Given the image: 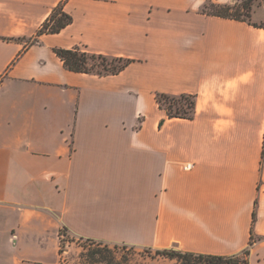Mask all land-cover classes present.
I'll list each match as a JSON object with an SVG mask.
<instances>
[{"label":"crops","instance_id":"1","mask_svg":"<svg viewBox=\"0 0 264 264\" xmlns=\"http://www.w3.org/2000/svg\"><path fill=\"white\" fill-rule=\"evenodd\" d=\"M62 1L0 0V264L59 253L62 229L264 264V27L203 12L237 0H67L36 39ZM76 47L134 61L76 72L55 51Z\"/></svg>","mask_w":264,"mask_h":264},{"label":"trees","instance_id":"2","mask_svg":"<svg viewBox=\"0 0 264 264\" xmlns=\"http://www.w3.org/2000/svg\"><path fill=\"white\" fill-rule=\"evenodd\" d=\"M67 0L62 1L56 5L48 18L40 26L37 36H41L44 33H57L62 31L65 27L73 22V16L65 10V3ZM235 3V4H234ZM237 1L233 3H219L216 1H208L203 7V12L208 15L221 16L226 18H232L237 20H244L252 23L244 16H250L252 4L250 0L245 1L242 5L237 6ZM213 4L218 8L214 10H208V5ZM243 9L246 12H242ZM256 26L264 27V25ZM56 53L64 61L66 67L72 71L94 73L99 75L118 74L125 69L134 60L125 57L110 56L102 53L90 52L87 49L76 47L72 49L56 48ZM157 102L160 107L166 111L168 118L180 117L192 119L196 113V95L194 94H168L157 93ZM164 120L161 121V124ZM256 219V213L254 212V221ZM62 235L64 230L62 229ZM63 238V237H62ZM252 238V243H253ZM61 239V243H62ZM89 241H95L93 239H87ZM61 249V247H60ZM151 249V248H148ZM157 254L160 256L168 257L170 259H176L177 264H225L228 259L238 255L221 256L212 254H203L183 250H172V248L156 249ZM248 252V251H244ZM245 264H249L246 259Z\"/></svg>","mask_w":264,"mask_h":264},{"label":"rangeland","instance_id":"3","mask_svg":"<svg viewBox=\"0 0 264 264\" xmlns=\"http://www.w3.org/2000/svg\"><path fill=\"white\" fill-rule=\"evenodd\" d=\"M248 0H237V6ZM252 9L246 19L258 25H264V0H250ZM235 4V3H234ZM218 8L213 4L208 5V10ZM256 14L254 15V12ZM242 12H246L244 9ZM61 249L58 253H51L40 262L25 264H177L176 259L160 256L156 249L141 248L126 244L109 243L104 241H89L74 238L66 233L62 238ZM172 250H178L172 248ZM249 251L240 253L225 264H245L249 262Z\"/></svg>","mask_w":264,"mask_h":264},{"label":"built area","instance_id":"4","mask_svg":"<svg viewBox=\"0 0 264 264\" xmlns=\"http://www.w3.org/2000/svg\"><path fill=\"white\" fill-rule=\"evenodd\" d=\"M192 166V164H187L186 168H190Z\"/></svg>","mask_w":264,"mask_h":264}]
</instances>
